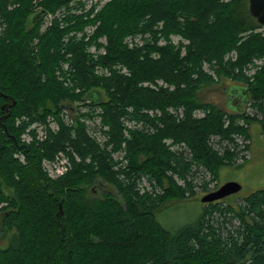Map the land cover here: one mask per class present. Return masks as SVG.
<instances>
[{"label":"trees","instance_id":"trees-1","mask_svg":"<svg viewBox=\"0 0 264 264\" xmlns=\"http://www.w3.org/2000/svg\"><path fill=\"white\" fill-rule=\"evenodd\" d=\"M33 1L0 0V236L15 235L0 248V264H264V189L234 204L229 197L203 204L195 221L175 230L156 217L166 204L194 196L200 169L216 180L222 167L234 165L236 148L220 153L211 137L235 146L237 135L248 140L240 120L258 121L264 135V122L240 107L228 113L199 96L229 80L262 111L264 37L254 33L262 26L250 16L248 0H110L88 21L98 23L89 42L65 40L87 24H75L79 15L61 14L39 33L40 14L70 0H36V15ZM136 34L149 38L129 49L124 39ZM172 34L189 42L184 55L182 45L168 42ZM102 37L106 53L93 59L87 47ZM232 52L235 59L226 58ZM253 58L262 64L248 77ZM204 62L215 63L217 81L203 71ZM115 63L129 75H94L96 66ZM156 80L174 89L144 86ZM169 108H182V119ZM196 109L202 118L192 117ZM62 110L73 124L63 123ZM48 117L56 132L37 141L32 131V142L22 141L30 125ZM97 118L105 147L89 138L83 122ZM123 120L133 124L128 138ZM59 152L71 168L52 180L41 163ZM115 152L123 158L114 160ZM142 179L153 188L142 187ZM201 188L211 192L207 182Z\"/></svg>","mask_w":264,"mask_h":264},{"label":"rangeland","instance_id":"rangeland-1","mask_svg":"<svg viewBox=\"0 0 264 264\" xmlns=\"http://www.w3.org/2000/svg\"><path fill=\"white\" fill-rule=\"evenodd\" d=\"M108 2H106V3H108ZM33 4H34V9H33L32 14L36 15L37 13H39L41 11V8L39 7L38 2H36V0L33 1ZM96 4H97V2H91V3H89V5L87 7L86 0H70L68 2L67 6H62L53 13L52 12L44 13L45 16H42L38 19V20H40L39 21L40 22L39 33L44 32L41 29V28H44V22H45V25H47L49 20L52 18V20H51V25H52L55 18L59 19V15H60L61 11L63 9H67L65 7H72V10L76 9V10H80L82 12L81 14H78L80 17L78 19V23H77V21H75V24H82L83 22H87V24H84L83 26H81L79 28H76L74 30L69 31L67 33L65 40L74 39L73 36H71L73 34H76V35L78 34L79 36H81V34L83 35L81 37H76V41H79L82 37L87 39L84 35L86 29L95 27L93 29V31H91L88 34L89 40L88 41L85 40V42H89L90 38L93 36V33H94L96 27L98 26V23L93 24V22L88 23V21L93 20L95 17V14L98 13L102 9V7L105 5L104 4L101 7H98V5H96ZM33 15L30 16V19ZM60 22L62 24H64L63 21H60ZM254 33H261L262 36L264 37V26H262V28L255 30ZM136 35H139V34H136ZM136 35H133V36H136ZM128 37H130V36H128ZM128 37H126L124 39V42H123L124 44H125V40ZM101 40H105L104 46H106L105 37L99 38L96 41V43H94V45L101 46V44H100ZM168 42L172 46L177 45V47H178L179 45H182L183 46L182 47V55H184V53H185L184 46L188 45V43H189L187 40H185V39H183L180 36L175 35V34H172L168 37ZM90 45H93V44H90ZM105 53H106V49H105ZM91 56L93 59H96L97 57L103 56V55L96 54V56H97L96 57L93 54H91ZM235 57H236L235 53L232 52L229 55H227L226 58H231L234 60ZM261 64H262L261 58H253L252 61L250 63H248L247 66L245 67V70H244L245 74L248 77H252V75L255 73V71L258 69V67L261 66ZM115 65H118V63L108 65V66H100V67L104 68V69L110 67L109 69H111ZM211 65H212V67L213 66L215 67L214 62H212V64L204 62L202 69L204 72L209 74L214 80L217 81L218 78L216 77L214 69H212L210 67ZM114 72L118 73L115 70H111V74ZM111 74L109 76H111ZM98 77L107 78L108 76H103V75L100 76L99 75ZM157 83H161L162 84L161 87L163 89H165L167 87L169 90L174 89L173 86H168L162 80H156L155 83H152V84L157 85ZM146 84H148V83H146ZM151 89H154V88H151ZM239 90H240V87L236 83L231 82L229 80H222L217 85L210 86L207 88H203L199 96L202 98V101L209 102V103L221 108L222 110H224L228 113H231L232 111H234L233 104H236V105L238 104L237 103L238 102V100H237L238 99V93L241 92ZM72 106L75 107L76 111L81 112V113H86V109L83 106L82 102H74V103H72ZM168 110H169V112L170 111L174 112V113L170 112L171 114H174V115L177 114L176 115L177 119H182V117H183V109L182 108H178L177 112L174 111V108H169ZM243 110H244L243 114H245L246 116L249 115L250 117H256L259 121L264 122V106L262 108V111H259L255 107H252V103H250V104L244 105ZM96 111H97L98 116L102 114L101 109H97ZM149 113L152 114V112H149ZM203 116L204 115H202V112L199 109H196L192 112V117L194 119H200ZM60 117H61L64 124L69 125L68 122H69L70 116L68 115L67 112L62 110ZM97 121H99L98 118L95 119V122H97ZM83 122L86 126V132H87V135L89 136V138L94 139L102 147H105L104 143L106 140H105L103 134L99 132L98 125L95 124V122H92L91 120H86ZM122 122H123V126H124V130L122 129V134L126 138H128L129 137L128 129H130V130L132 129V127H133L132 123L125 122L124 120ZM93 123L95 125H92ZM236 123L239 127L248 128V134H249L248 140H244L243 136L237 135L234 137L235 143L237 144V146H235V145H233L227 141H220L218 137H211L210 138V144L212 145V147L214 149L219 150L220 153H223L224 150L227 148H229V149L236 148V153H238V154L236 155V158L234 160V163H233L234 165L222 167L218 172V179H216V180H212L211 176L209 174H207L202 169H200L197 173H195V175L193 176L194 178H193V182H192L193 190H194L193 191L194 196L192 198H188V199L181 200V201H174V202H170V203L166 204L164 206V208L160 212H158L156 215L157 220L161 224V226H163L166 229L175 230V229L180 228L183 225L189 224V223H191L197 219L198 215L201 213L202 206H203V204L200 202V199L202 198V196L207 194V192H202L201 185H203L204 182H207V189L209 191H213V189L215 188L216 185H222L226 182H236V183L240 184L241 190L237 194L229 197L230 198L229 202L233 203V204L237 203V201H239L240 198H244L254 191L264 189V135L262 134L263 132H262L261 124L257 121L256 123H251L248 126L244 120L237 121ZM227 124H229L228 119H225L224 126H226ZM99 125H100V121H99ZM37 126L43 127L44 136H43V139L40 141H43L47 138V134H46L47 131H50L53 133L54 131L56 132L59 129L56 121L52 117H48L45 120L44 124L33 123L32 125H30V127L22 134V136L28 135V137L29 136L31 137L32 131H34V133H35L36 132L35 129ZM140 126H142V125H139V127ZM125 128H126V130H125ZM103 130H107V127L104 126ZM250 135H251V139H250ZM22 136H21V139H22ZM165 143L167 146L170 145V143H171L170 139L165 140ZM178 146L179 145L172 146V149L175 150L178 148ZM247 146H248V149H246ZM182 149H183L182 146H180L177 150L182 151ZM245 152H248V153H245ZM59 154L65 155L63 152H59L56 156H58ZM246 154H248L247 157H245ZM123 155H124L123 152H115L112 154V157L114 160H120V158H123ZM55 157H54V159H55ZM244 157H245V159H244ZM14 158H17L20 161V163H24L23 159L19 155H15ZM66 158L68 159V157H66ZM75 159L77 160L76 156H75ZM53 160H43L41 163L42 169H43V163L44 162H46V161L54 162ZM67 161L69 162V160H67ZM70 168H71V165H70ZM70 168L66 171V173L69 172ZM64 175H62V176H64ZM62 176L55 177V178L49 177V178H51L52 180H55V179H58ZM178 183H179V185H181L180 181H178ZM142 185H143L142 187H148L149 189H152L154 186V184L151 186L147 185V182L145 179H142ZM103 188H104V190L109 189V188H106L105 186H103ZM231 198H233V199L231 200ZM117 199L120 200L119 197H117ZM0 227H1V224H0ZM14 238H15V235L11 232L0 236V248L4 249V248L8 247L11 243L14 242Z\"/></svg>","mask_w":264,"mask_h":264},{"label":"built area","instance_id":"built-area-1","mask_svg":"<svg viewBox=\"0 0 264 264\" xmlns=\"http://www.w3.org/2000/svg\"><path fill=\"white\" fill-rule=\"evenodd\" d=\"M110 0H86L87 2V7L89 5V3L91 2H97L96 5H98V7H101L102 5H104L106 2H108ZM86 6V5H85ZM70 9H63L59 15V18L61 16V14H73V15H78V14H81L82 12L80 10H72V7H69ZM86 12V11H85ZM42 16H45V14H40V17ZM51 20L52 18L49 20L48 24L45 25V22H44V28H41L42 31H45L48 27L51 26ZM43 24V23H42ZM62 24V23H61ZM95 27H92V28H89V29H86L85 31V37L87 39H85L84 37H82L84 40L88 41L89 38H88V34L93 31ZM73 36L74 39H76V37H81L83 36L81 34V36H79L78 34H73L71 35ZM149 38L147 35L143 36V35H136V36H130L128 37L126 40H125V45L129 48V49H133V48H140L143 46L144 44V41ZM100 44L101 46H97V45H90L87 47V52L91 55L93 54L94 56H96V54H99V55H104L105 54V40H101L100 41ZM160 45H164V41L161 40L159 42ZM97 57V56H96ZM64 69L67 68V64L64 65ZM110 68V67H109ZM109 68H101L100 66H96L94 68V75H97V76H109L111 74V70H115L117 71L118 73L122 74V75H129L128 74V71L126 70V68L124 66H122L121 64H118V65H115L113 66L111 69ZM161 83H157V85H154V84H146L144 83V86H150L151 88H154V89H157V87H161ZM250 104V103H248ZM65 112H67V110H64ZM171 112V111H170ZM180 112V111H179ZM171 113H174V112H171ZM202 115H203V112H202ZM69 125L73 124L74 123V120L69 117ZM95 124L98 125V128L100 129V125H99V121L95 122ZM94 123L92 125H95ZM129 126V125H128ZM133 126V124H132ZM36 132H35V138L37 141H40L43 139V136H44V133H43V127L41 126H37L36 127ZM56 130V129H55ZM55 132V131H54ZM33 139V137L29 136H22V141L26 142V143H29L31 142ZM245 153H248V152H245ZM248 154H246L245 157H247ZM67 156L66 155H62V154H59L58 156L55 157V159L53 160L54 162H51V161H46L43 163V171L47 174L48 177H51V178H55V177H59V176H62L66 173V171L70 168V164L69 162L67 161L68 159L66 158ZM244 157V159H245Z\"/></svg>","mask_w":264,"mask_h":264},{"label":"water","instance_id":"water-1","mask_svg":"<svg viewBox=\"0 0 264 264\" xmlns=\"http://www.w3.org/2000/svg\"><path fill=\"white\" fill-rule=\"evenodd\" d=\"M248 11L252 18H254L257 23L264 26V0H248ZM241 91V89L239 90ZM242 91L238 93V101H242L241 109L243 110L244 105L250 103L246 101L244 96H242ZM241 190V185L236 182H226L220 185L216 190L211 191L200 199L202 204H211L227 197L237 194Z\"/></svg>","mask_w":264,"mask_h":264},{"label":"crops","instance_id":"crops-1","mask_svg":"<svg viewBox=\"0 0 264 264\" xmlns=\"http://www.w3.org/2000/svg\"><path fill=\"white\" fill-rule=\"evenodd\" d=\"M238 104L236 105V104H233V109H234V111H236L239 107H241L240 105H241V103H243L242 101H238L237 102ZM261 136V135H260ZM262 137V136H261ZM250 139H251V135H250Z\"/></svg>","mask_w":264,"mask_h":264}]
</instances>
